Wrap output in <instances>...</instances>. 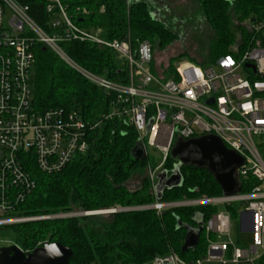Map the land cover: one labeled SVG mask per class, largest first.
Returning a JSON list of instances; mask_svg holds the SVG:
<instances>
[{"label":"built area","instance_id":"obj_1","mask_svg":"<svg viewBox=\"0 0 264 264\" xmlns=\"http://www.w3.org/2000/svg\"><path fill=\"white\" fill-rule=\"evenodd\" d=\"M28 11L29 6L19 0H0V228L96 213L141 209L160 213L175 207L239 203V230L251 235L245 248L230 238V212L214 211L202 224L206 240L202 256L188 263L170 251L153 256L148 264H255L264 256V20L249 26L253 38L242 52L221 55L207 67L182 60L168 71L167 64H155L149 41L133 49L127 37L125 42L106 39L99 29L77 25L60 0H45L48 31ZM71 41H89L114 51L122 60L124 79L115 81L78 65L62 46ZM37 44L106 92V111L95 120H85L72 108L38 110L31 88ZM104 122L112 123V134L133 130L146 155L149 147L163 154V160L177 138L216 135L243 158L237 169L240 189L232 195L155 199L139 206L22 214L19 207L36 186L33 166L45 174L62 171L78 153L88 150L92 132ZM158 169L149 171L152 182Z\"/></svg>","mask_w":264,"mask_h":264},{"label":"trees","instance_id":"obj_2","mask_svg":"<svg viewBox=\"0 0 264 264\" xmlns=\"http://www.w3.org/2000/svg\"><path fill=\"white\" fill-rule=\"evenodd\" d=\"M29 6V15L48 31L50 16L45 0H19ZM211 31L208 54L213 60L226 53H240L251 43L250 25L264 20V0H195ZM80 27L99 29L102 37L113 40L127 37L135 49L147 40L153 50L175 39L166 13L154 9L146 0H60ZM161 16H158L160 15ZM67 55L88 71L120 81L124 67L111 49L89 41L62 44ZM168 71L172 66L168 63ZM32 98L38 110L51 107L75 109L83 119L95 120L106 111L109 95L67 66L41 44L34 47L31 70ZM111 122H104L91 134L87 151L78 153L60 172L32 173L36 186L20 205L25 215L58 212H83L116 206L152 204L154 185L161 171L171 173L175 161L168 156L157 170L154 181L149 171L158 161L149 155L136 160L131 154L137 142L133 130L111 133ZM181 184L164 188L158 201L214 196L221 190L205 170L180 166ZM242 190L247 186L241 185ZM201 212L204 220L215 207H175L157 213L155 209L96 213L73 217L28 221L10 225L14 244L32 250L43 242H59L72 251L69 264H148L153 256L173 250L186 262L202 256L206 249L203 230L194 249L182 252L185 230L177 221L194 226L190 218ZM255 264H264V256Z\"/></svg>","mask_w":264,"mask_h":264},{"label":"water","instance_id":"obj_3","mask_svg":"<svg viewBox=\"0 0 264 264\" xmlns=\"http://www.w3.org/2000/svg\"><path fill=\"white\" fill-rule=\"evenodd\" d=\"M123 41L125 42L126 39L124 38ZM131 154L136 160L145 157L146 153L140 141L137 140ZM169 156L177 160V164L170 174L161 171L157 175V183L154 187L157 199L161 198L164 188L181 184L179 167L182 165L208 172L223 195H232L240 189L237 169L243 163V158L234 150L227 148L216 135L204 134L188 139L177 138L169 150ZM190 220L194 226L177 221V228L183 227L185 230L180 247L182 252L195 248L203 227L204 215L196 211L191 215ZM71 257V249L59 242H43L42 245L28 251H23L16 244L0 246V264H69Z\"/></svg>","mask_w":264,"mask_h":264},{"label":"rangeland","instance_id":"obj_4","mask_svg":"<svg viewBox=\"0 0 264 264\" xmlns=\"http://www.w3.org/2000/svg\"><path fill=\"white\" fill-rule=\"evenodd\" d=\"M151 7L159 9L161 13H166L164 18H169V25L177 32L175 39L161 46H155V64L164 65L170 64L172 67L176 63L187 60L201 67L212 66L214 63L213 57L208 54V43L211 39V31L204 21L201 10L195 0H146ZM158 16H161L158 15ZM122 62L121 59L116 56ZM168 78V72L165 75ZM147 138L145 137V140ZM148 155L151 160L158 161L155 169L160 168L165 160L163 154L158 150H153L148 147ZM173 169L176 167L175 160ZM222 193L217 195H221ZM239 203L229 205H217L216 212H230L231 240L245 248L251 241L249 233L240 232L238 227V211ZM15 234L11 228H0V245L14 244ZM226 240V238L224 237ZM173 251V250H171ZM174 252V251H173ZM228 258V257H227Z\"/></svg>","mask_w":264,"mask_h":264},{"label":"crops","instance_id":"obj_5","mask_svg":"<svg viewBox=\"0 0 264 264\" xmlns=\"http://www.w3.org/2000/svg\"><path fill=\"white\" fill-rule=\"evenodd\" d=\"M204 221V220H203ZM202 231V230H201ZM201 233V232H200Z\"/></svg>","mask_w":264,"mask_h":264}]
</instances>
